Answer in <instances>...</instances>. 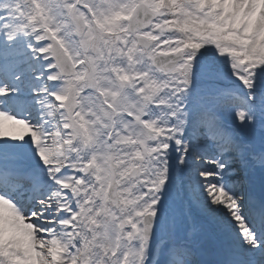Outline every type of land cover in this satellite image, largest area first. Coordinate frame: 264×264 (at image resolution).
Listing matches in <instances>:
<instances>
[{
  "label": "snow or ice",
  "instance_id": "6c2138e0",
  "mask_svg": "<svg viewBox=\"0 0 264 264\" xmlns=\"http://www.w3.org/2000/svg\"><path fill=\"white\" fill-rule=\"evenodd\" d=\"M0 264H264V0H0Z\"/></svg>",
  "mask_w": 264,
  "mask_h": 264
}]
</instances>
